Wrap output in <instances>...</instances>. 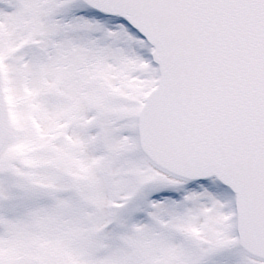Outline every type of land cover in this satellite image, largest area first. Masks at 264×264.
I'll use <instances>...</instances> for the list:
<instances>
[{
  "label": "snow or ice",
  "instance_id": "snow-or-ice-1",
  "mask_svg": "<svg viewBox=\"0 0 264 264\" xmlns=\"http://www.w3.org/2000/svg\"><path fill=\"white\" fill-rule=\"evenodd\" d=\"M0 264H264V0H0Z\"/></svg>",
  "mask_w": 264,
  "mask_h": 264
}]
</instances>
